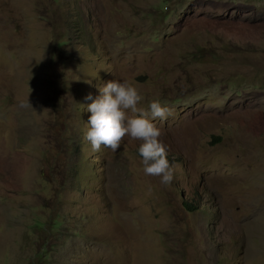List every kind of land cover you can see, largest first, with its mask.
Here are the masks:
<instances>
[{"label": "rangeland", "instance_id": "374dc122", "mask_svg": "<svg viewBox=\"0 0 264 264\" xmlns=\"http://www.w3.org/2000/svg\"><path fill=\"white\" fill-rule=\"evenodd\" d=\"M112 79L171 109L170 184L85 140ZM0 264H264V0H0Z\"/></svg>", "mask_w": 264, "mask_h": 264}, {"label": "clouds", "instance_id": "9594fccd", "mask_svg": "<svg viewBox=\"0 0 264 264\" xmlns=\"http://www.w3.org/2000/svg\"><path fill=\"white\" fill-rule=\"evenodd\" d=\"M99 95L93 98L89 93L85 99L91 101L86 111L90 113L84 133L93 151L101 147L112 152L120 149L125 137L141 141L138 153L143 172L147 176L159 177L161 184H170L174 178V168L167 158V148L160 139L162 130L154 122L164 121L171 115V109L159 99L141 107L142 96L129 80L112 79L97 85ZM28 104H31L28 101ZM83 157V156H82ZM81 157V158H82ZM77 160V165L80 162ZM76 167L70 172L75 175Z\"/></svg>", "mask_w": 264, "mask_h": 264}, {"label": "trees", "instance_id": "16d2710c", "mask_svg": "<svg viewBox=\"0 0 264 264\" xmlns=\"http://www.w3.org/2000/svg\"><path fill=\"white\" fill-rule=\"evenodd\" d=\"M168 161H171L169 158H168ZM72 168V167H70ZM70 168L67 170V173H68V181H71L72 184L75 180V175H73L72 173L74 172H70ZM73 170V169H72ZM59 174H60V170H58ZM63 175V174H62ZM64 176V175H63ZM60 178H62V176H60ZM64 180V182H66L67 178L64 176V178H62ZM71 183L69 184H66L68 186V188H72L73 185ZM181 202L183 203V206L189 211L191 212L192 210L198 208V204H197V201H194V202H188L187 200H185L184 198H180Z\"/></svg>", "mask_w": 264, "mask_h": 264}]
</instances>
